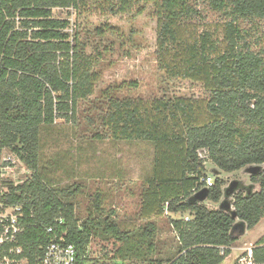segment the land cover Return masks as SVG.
<instances>
[{
	"label": "trees",
	"instance_id": "obj_1",
	"mask_svg": "<svg viewBox=\"0 0 264 264\" xmlns=\"http://www.w3.org/2000/svg\"><path fill=\"white\" fill-rule=\"evenodd\" d=\"M205 1L224 16L222 51L209 33L197 34L190 27L199 15L192 0H0V149L9 150L32 173L22 185L10 186L1 200L22 210L19 246L28 264H37L49 241L45 229L57 220L63 221L57 229L66 232L77 250L78 264L91 261L89 246L99 228L114 243L129 239L109 216L95 226L78 223L69 202L76 190L54 189L38 173L42 130L58 119H74L78 103L93 95L99 78L93 71L97 61L79 48L77 38L70 39L69 20L54 18V9H71L76 15L94 9L111 16L151 10L157 26V68L168 80L201 84L209 97L115 99L104 125L114 140L154 146V168L143 187L141 218H160L165 213L191 216L170 220L177 254L155 264H221L231 254L235 220L190 198L203 188L200 181L206 177L207 161L225 173L264 164V60L252 51L249 33L241 27L244 21L264 25V0ZM113 30L100 25L93 32L102 35ZM135 34L130 29L128 42L136 41ZM250 180L259 186L258 192L250 197L239 193L233 202L246 230L264 218V171ZM224 185L222 180L214 181L206 199L218 203ZM95 208L101 217L98 202ZM155 232V225H149L142 235L148 241ZM251 263L264 264V237L251 250Z\"/></svg>",
	"mask_w": 264,
	"mask_h": 264
},
{
	"label": "rangeland",
	"instance_id": "obj_2",
	"mask_svg": "<svg viewBox=\"0 0 264 264\" xmlns=\"http://www.w3.org/2000/svg\"><path fill=\"white\" fill-rule=\"evenodd\" d=\"M198 16L189 24L197 34L209 33L219 50L223 43L224 16L210 8L205 0H192ZM53 17L69 20L66 33L70 39L77 38L79 48L97 61L93 71L98 73L94 93L80 101L76 116L70 121L56 120L54 126L42 130L40 136L38 173L54 189L76 190L69 199L75 208L78 223L95 226L107 217L127 233L124 244L114 243L96 232L95 242L89 246L91 261L88 264H155L175 258L178 241L170 220L190 218L188 213L169 214L162 217L142 219L140 207L145 181L154 168L153 144L143 141H117L104 125L110 102L115 99L156 101L162 97L191 100L208 99L203 86L189 80H168L156 63V20L151 10L139 15L134 9L129 15L101 14L91 9L89 13L76 15L71 9H54ZM100 25L113 27L102 35L93 32ZM241 27L249 33L248 41L253 52L264 60L263 21H244ZM130 29H135L134 42H128ZM116 32L119 36H116ZM206 177L213 182L224 181L222 196L218 203L208 199L195 201L209 210L232 215L237 194L250 197L259 186L251 182L252 175L264 171V165H248L243 169L225 173L207 161ZM31 171L9 150L0 149V196L10 186L31 177ZM193 200V197L190 198ZM99 203L103 215H97L95 204ZM231 236L235 243L231 254L221 264H246L249 250L264 237V218L251 230H246L234 216ZM155 225L151 240H145L142 232ZM147 241V242H146ZM120 250V252L117 251ZM119 260H115V256Z\"/></svg>",
	"mask_w": 264,
	"mask_h": 264
},
{
	"label": "built area",
	"instance_id": "obj_3",
	"mask_svg": "<svg viewBox=\"0 0 264 264\" xmlns=\"http://www.w3.org/2000/svg\"><path fill=\"white\" fill-rule=\"evenodd\" d=\"M205 188L213 187V180L204 177L200 181ZM23 182L14 185H22ZM5 194V193H4ZM0 196V264H28V260L22 256V249L19 246V235L21 232L22 210L19 206L5 205ZM187 220V218H186ZM63 224L57 220L53 226L45 229L49 241L43 249L37 264H78V253L75 246L68 242L64 230H58ZM246 264L251 263V250H249Z\"/></svg>",
	"mask_w": 264,
	"mask_h": 264
},
{
	"label": "water",
	"instance_id": "obj_4",
	"mask_svg": "<svg viewBox=\"0 0 264 264\" xmlns=\"http://www.w3.org/2000/svg\"><path fill=\"white\" fill-rule=\"evenodd\" d=\"M264 165V164H263ZM260 174V173H259ZM253 176H255L254 174L252 175V177ZM253 185H256V184H253ZM207 188H205V187H203L202 189H200L196 194H194V196H193V201H204V200H206V198H207ZM245 197V196H244ZM225 213V212H224ZM226 214H228V213H226ZM229 215V214H228ZM233 219H234V216H235V218L237 219V217H236V213H235V211L233 210V213H232V215H230ZM235 220V219H234ZM238 220V219H237ZM239 221V220H238ZM240 223H242V224H244L243 222H241V221H239ZM235 224V223H234ZM245 225V224H244ZM234 227V226H233ZM245 228H246V226H245ZM232 230H233V228H232ZM232 230H231V232H232Z\"/></svg>",
	"mask_w": 264,
	"mask_h": 264
}]
</instances>
